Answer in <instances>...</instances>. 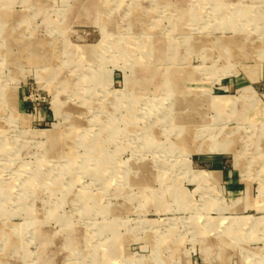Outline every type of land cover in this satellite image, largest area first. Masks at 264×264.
<instances>
[{"label":"rangeland","instance_id":"374dc122","mask_svg":"<svg viewBox=\"0 0 264 264\" xmlns=\"http://www.w3.org/2000/svg\"><path fill=\"white\" fill-rule=\"evenodd\" d=\"M0 264H264V0H0Z\"/></svg>","mask_w":264,"mask_h":264},{"label":"bare ground","instance_id":"6f19581e","mask_svg":"<svg viewBox=\"0 0 264 264\" xmlns=\"http://www.w3.org/2000/svg\"><path fill=\"white\" fill-rule=\"evenodd\" d=\"M184 72V71H183ZM102 145V144H101Z\"/></svg>","mask_w":264,"mask_h":264}]
</instances>
